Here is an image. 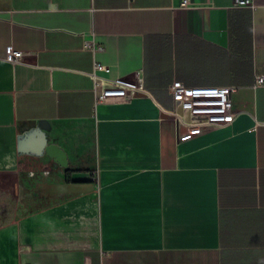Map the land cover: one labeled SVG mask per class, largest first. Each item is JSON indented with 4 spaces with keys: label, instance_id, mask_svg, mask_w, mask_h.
Here are the masks:
<instances>
[{
    "label": "crops",
    "instance_id": "crops-1",
    "mask_svg": "<svg viewBox=\"0 0 264 264\" xmlns=\"http://www.w3.org/2000/svg\"><path fill=\"white\" fill-rule=\"evenodd\" d=\"M181 1L0 0V264H264V0ZM94 61L148 93L94 106ZM176 80L234 120L177 129Z\"/></svg>",
    "mask_w": 264,
    "mask_h": 264
},
{
    "label": "built area",
    "instance_id": "built-area-1",
    "mask_svg": "<svg viewBox=\"0 0 264 264\" xmlns=\"http://www.w3.org/2000/svg\"><path fill=\"white\" fill-rule=\"evenodd\" d=\"M188 0H182L186 5ZM235 6L253 7L252 0H234ZM85 48L101 50L93 41H85ZM21 51L7 48V60L14 62L22 58ZM110 68L94 61L88 73L93 82L94 106L97 104H117L130 102L134 97L146 95L142 73L137 71L133 78L110 77ZM255 84H264V75L255 77ZM237 90L235 85L187 86L181 81H173L168 86L172 100L178 105L167 114L176 123L177 129L187 134H196L208 127H222L230 124L237 112L232 109L231 95Z\"/></svg>",
    "mask_w": 264,
    "mask_h": 264
},
{
    "label": "rangeland",
    "instance_id": "rangeland-1",
    "mask_svg": "<svg viewBox=\"0 0 264 264\" xmlns=\"http://www.w3.org/2000/svg\"><path fill=\"white\" fill-rule=\"evenodd\" d=\"M33 188V190H35V192H36V189H37V187H32ZM37 193V192H36ZM10 207H13V208H16V202L15 203H11V206Z\"/></svg>",
    "mask_w": 264,
    "mask_h": 264
},
{
    "label": "water",
    "instance_id": "water-1",
    "mask_svg": "<svg viewBox=\"0 0 264 264\" xmlns=\"http://www.w3.org/2000/svg\"><path fill=\"white\" fill-rule=\"evenodd\" d=\"M41 125L44 126V127L47 126L46 123H41Z\"/></svg>",
    "mask_w": 264,
    "mask_h": 264
}]
</instances>
